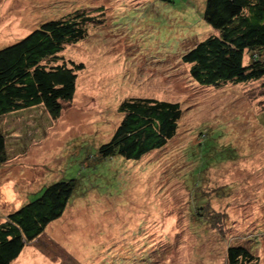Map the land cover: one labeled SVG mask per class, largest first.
<instances>
[{
    "label": "rangeland",
    "instance_id": "1",
    "mask_svg": "<svg viewBox=\"0 0 264 264\" xmlns=\"http://www.w3.org/2000/svg\"><path fill=\"white\" fill-rule=\"evenodd\" d=\"M204 4L0 0V49L74 11L93 20L61 53L83 69L60 117L36 107L0 119V223L46 186L75 181L62 217L12 264H226L237 245L264 264V78L211 88L189 79L180 52L211 35ZM131 98L178 103L177 133L138 162L98 160Z\"/></svg>",
    "mask_w": 264,
    "mask_h": 264
},
{
    "label": "trees",
    "instance_id": "2",
    "mask_svg": "<svg viewBox=\"0 0 264 264\" xmlns=\"http://www.w3.org/2000/svg\"><path fill=\"white\" fill-rule=\"evenodd\" d=\"M202 19L211 35L180 52L191 81L211 88L264 78V0H205ZM92 21L84 11H74L41 22L21 40L0 49V119L36 107L51 120L60 117L62 105L73 99L76 71L83 69L65 61L61 53L86 37ZM246 57L249 63L244 65ZM117 111L121 121L109 142L98 148V160L119 156L138 162L161 150L177 133L182 114L178 103L152 98L123 100ZM6 160V139L0 131V163ZM74 188L73 180L50 184L37 199L5 216L0 223V264L16 261L25 246L62 217ZM225 262L257 264V259L237 245L226 249Z\"/></svg>",
    "mask_w": 264,
    "mask_h": 264
}]
</instances>
